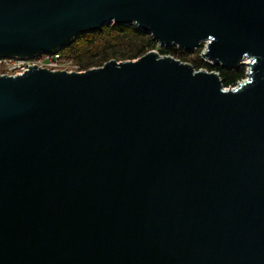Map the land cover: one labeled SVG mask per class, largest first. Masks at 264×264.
Returning a JSON list of instances; mask_svg holds the SVG:
<instances>
[{
  "label": "water",
  "instance_id": "95a60500",
  "mask_svg": "<svg viewBox=\"0 0 264 264\" xmlns=\"http://www.w3.org/2000/svg\"><path fill=\"white\" fill-rule=\"evenodd\" d=\"M160 46L0 74V264H264V0H0V57L104 24Z\"/></svg>",
  "mask_w": 264,
  "mask_h": 264
},
{
  "label": "trees",
  "instance_id": "16d2710c",
  "mask_svg": "<svg viewBox=\"0 0 264 264\" xmlns=\"http://www.w3.org/2000/svg\"><path fill=\"white\" fill-rule=\"evenodd\" d=\"M201 44L197 49L200 52ZM171 55L182 61L191 62L196 68L218 72L224 86H233L245 77V67L226 68L210 65L202 59H188V52L178 50L175 46H158L151 35L134 24H104L99 30L81 33L75 36L63 48L66 56L77 62L82 70L103 65L110 59L133 60L149 50Z\"/></svg>",
  "mask_w": 264,
  "mask_h": 264
},
{
  "label": "built area",
  "instance_id": "2783aa9c",
  "mask_svg": "<svg viewBox=\"0 0 264 264\" xmlns=\"http://www.w3.org/2000/svg\"><path fill=\"white\" fill-rule=\"evenodd\" d=\"M31 66H38L50 70H65L68 72L83 71L80 65L66 56L62 49L50 53H41L33 57H0V74H22Z\"/></svg>",
  "mask_w": 264,
  "mask_h": 264
},
{
  "label": "rangeland",
  "instance_id": "374dc122",
  "mask_svg": "<svg viewBox=\"0 0 264 264\" xmlns=\"http://www.w3.org/2000/svg\"><path fill=\"white\" fill-rule=\"evenodd\" d=\"M160 46V45H158ZM199 48V46L191 51H187V50H182V49H178V50H181V51H184V52H188L187 53V56L189 57L188 59H192V60H197V59H202L201 58V52L203 50V46L200 48V52L197 53V49ZM203 60V59H202ZM191 63V62H190ZM245 67V71L247 69V66L243 65Z\"/></svg>",
  "mask_w": 264,
  "mask_h": 264
}]
</instances>
